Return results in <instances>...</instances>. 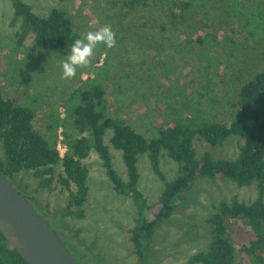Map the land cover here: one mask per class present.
Here are the masks:
<instances>
[{"label":"rangeland","instance_id":"1","mask_svg":"<svg viewBox=\"0 0 264 264\" xmlns=\"http://www.w3.org/2000/svg\"><path fill=\"white\" fill-rule=\"evenodd\" d=\"M40 16L64 11L77 37L90 29L110 27L115 46H95L89 63L74 76L63 74L71 52L45 46L32 38L18 43L20 20L13 21L10 0H0V92L5 98L35 110L34 127L45 136L57 118L66 117L69 94L84 81L104 88L105 117L128 121L146 137L157 134L167 120L206 113L213 122L229 124L243 82L264 71V0H23ZM105 133L115 170L125 180L121 152ZM58 149L66 146L58 129ZM237 136L219 145L195 137L199 159L209 151L214 159L235 158ZM1 151V149H0ZM87 168L89 193L82 217L67 212L68 190L58 181L60 164L48 187H40L32 171H22L13 184L28 198L80 264H201L193 254L206 250L211 239L207 218L220 201L250 203L258 195L257 181L239 186L218 175L198 176L152 236L143 240L142 260L131 240L137 218L133 199L114 189L95 150L81 159ZM160 168L166 180L177 175V164L162 150ZM138 188L148 205L155 204L164 180L153 170L147 153L138 158ZM73 188V187H72ZM236 263L245 264L236 251Z\"/></svg>","mask_w":264,"mask_h":264},{"label":"trees","instance_id":"2","mask_svg":"<svg viewBox=\"0 0 264 264\" xmlns=\"http://www.w3.org/2000/svg\"><path fill=\"white\" fill-rule=\"evenodd\" d=\"M10 2L13 21L20 20L18 43L29 37L37 49H61L76 40L72 22L64 11L53 8L47 16H40L23 0ZM66 103V117H58L56 125L50 127L51 135L45 136L34 127L33 108L5 98L0 92V172L7 179L12 182L19 172L32 171L38 185L48 187L54 178V166L60 164L63 174L58 175V181L68 190L67 212L82 217L89 187L88 170L81 159L95 150L114 189L130 196L137 207L131 240L140 260L143 240L170 217L198 176L221 175L239 186L257 181L258 195L250 203L237 198L219 202L217 211L207 218L211 228L208 247L193 254L189 262L237 264L235 256L239 251L245 264H264V71L241 84L229 124L213 122L206 113H193L190 117L167 120L149 138L128 121L105 117L104 88L94 81L82 82L69 94ZM59 128L66 146L63 155L57 147ZM108 128L112 129V146L121 152L126 180L113 167L104 140ZM230 136L242 140L235 158L214 159L209 151L197 158L195 137L215 146ZM162 150L177 164V175L172 180H166L160 168ZM144 153L148 154L152 170L164 180V188L153 205L147 204L138 188V158ZM0 264H29L1 232Z\"/></svg>","mask_w":264,"mask_h":264},{"label":"water","instance_id":"3","mask_svg":"<svg viewBox=\"0 0 264 264\" xmlns=\"http://www.w3.org/2000/svg\"><path fill=\"white\" fill-rule=\"evenodd\" d=\"M0 232L29 264H80L48 222L1 172Z\"/></svg>","mask_w":264,"mask_h":264},{"label":"clouds","instance_id":"4","mask_svg":"<svg viewBox=\"0 0 264 264\" xmlns=\"http://www.w3.org/2000/svg\"><path fill=\"white\" fill-rule=\"evenodd\" d=\"M103 42L107 47L115 46V33L108 26L99 29H90L86 37H77L71 45V52L63 61V74L74 76L78 71V66L89 63L91 54L95 50L97 43Z\"/></svg>","mask_w":264,"mask_h":264},{"label":"flooded vegetation","instance_id":"5","mask_svg":"<svg viewBox=\"0 0 264 264\" xmlns=\"http://www.w3.org/2000/svg\"><path fill=\"white\" fill-rule=\"evenodd\" d=\"M20 192L23 194V192L20 190ZM24 195V194H23ZM25 196V195H24ZM26 197V196H25ZM29 201V200H28Z\"/></svg>","mask_w":264,"mask_h":264}]
</instances>
